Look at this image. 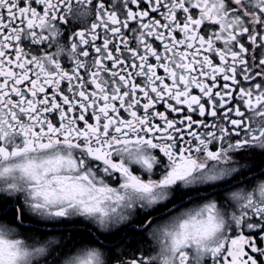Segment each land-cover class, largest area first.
Returning a JSON list of instances; mask_svg holds the SVG:
<instances>
[{
	"label": "snow or ice",
	"instance_id": "snow-or-ice-1",
	"mask_svg": "<svg viewBox=\"0 0 264 264\" xmlns=\"http://www.w3.org/2000/svg\"><path fill=\"white\" fill-rule=\"evenodd\" d=\"M0 264H264V0H0Z\"/></svg>",
	"mask_w": 264,
	"mask_h": 264
}]
</instances>
